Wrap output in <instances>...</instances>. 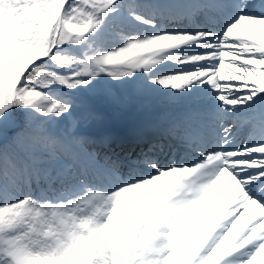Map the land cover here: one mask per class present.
Instances as JSON below:
<instances>
[{"label":"snow or ice","instance_id":"6c2138e0","mask_svg":"<svg viewBox=\"0 0 264 264\" xmlns=\"http://www.w3.org/2000/svg\"><path fill=\"white\" fill-rule=\"evenodd\" d=\"M0 264H264V0H0Z\"/></svg>","mask_w":264,"mask_h":264}]
</instances>
